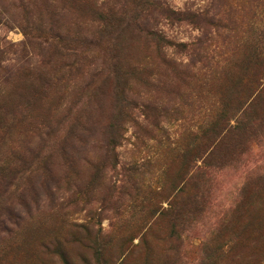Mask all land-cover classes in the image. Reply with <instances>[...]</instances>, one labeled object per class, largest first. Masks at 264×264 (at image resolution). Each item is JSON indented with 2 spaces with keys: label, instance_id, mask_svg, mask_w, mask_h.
Here are the masks:
<instances>
[{
  "label": "rangeland",
  "instance_id": "1",
  "mask_svg": "<svg viewBox=\"0 0 264 264\" xmlns=\"http://www.w3.org/2000/svg\"><path fill=\"white\" fill-rule=\"evenodd\" d=\"M157 1L0 0V264H264V0Z\"/></svg>",
  "mask_w": 264,
  "mask_h": 264
},
{
  "label": "trees",
  "instance_id": "2",
  "mask_svg": "<svg viewBox=\"0 0 264 264\" xmlns=\"http://www.w3.org/2000/svg\"><path fill=\"white\" fill-rule=\"evenodd\" d=\"M139 3L141 4L142 7H145V6H150L152 4H157L159 5V2L157 0H138ZM143 24V27L145 26L144 28V32L147 34V35H150V36H156V32L151 30L148 26V19L147 18H144V23Z\"/></svg>",
  "mask_w": 264,
  "mask_h": 264
}]
</instances>
